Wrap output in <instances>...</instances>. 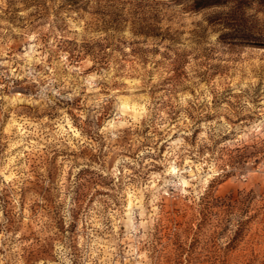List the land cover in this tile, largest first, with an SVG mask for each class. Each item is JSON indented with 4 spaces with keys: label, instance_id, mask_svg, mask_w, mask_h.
Returning <instances> with one entry per match:
<instances>
[{
    "label": "rangeland",
    "instance_id": "obj_1",
    "mask_svg": "<svg viewBox=\"0 0 264 264\" xmlns=\"http://www.w3.org/2000/svg\"><path fill=\"white\" fill-rule=\"evenodd\" d=\"M0 264H264V0H0Z\"/></svg>",
    "mask_w": 264,
    "mask_h": 264
}]
</instances>
